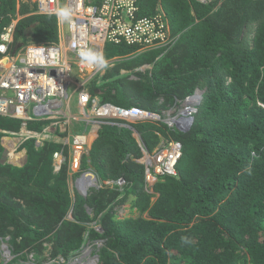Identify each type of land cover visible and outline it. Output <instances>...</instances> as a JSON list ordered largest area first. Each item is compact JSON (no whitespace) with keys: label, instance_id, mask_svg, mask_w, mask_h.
Returning <instances> with one entry per match:
<instances>
[{"label":"trees","instance_id":"1","mask_svg":"<svg viewBox=\"0 0 264 264\" xmlns=\"http://www.w3.org/2000/svg\"><path fill=\"white\" fill-rule=\"evenodd\" d=\"M16 2L0 0V31L17 16ZM137 5L142 16L161 10L171 39L89 79L87 111L95 102L163 116L201 89L192 122L178 128L153 119L91 121L87 155L70 174L66 164L53 171V156L61 148L67 153L59 142L35 147L27 140L21 167L2 162L0 144V239L7 238L11 255L5 261L0 248V264H67L95 240L96 264H264V0ZM35 10L30 0L20 3L12 49L57 41L56 16ZM132 50L106 42L103 53L120 59ZM21 122L0 115V140ZM44 125L27 121L31 130ZM161 139L180 142L182 154L177 174L162 176L151 193L147 164L138 159ZM86 169L101 182L81 193L75 178ZM104 181H123L124 195ZM129 195L136 215L116 218L114 206Z\"/></svg>","mask_w":264,"mask_h":264},{"label":"built area","instance_id":"2","mask_svg":"<svg viewBox=\"0 0 264 264\" xmlns=\"http://www.w3.org/2000/svg\"><path fill=\"white\" fill-rule=\"evenodd\" d=\"M197 1L207 3L214 0ZM34 3L36 13L55 15L60 27L63 26L64 18H67L68 34L61 41L28 43L12 49L17 18H12L2 27L0 54L11 56V59L6 60L7 63L5 61L4 71L0 75V115L22 121L20 130L12 134L23 140L35 138L36 133L40 132L27 129L26 121L46 118L49 119L52 132L56 128L60 132L67 131L68 123L64 122L67 117L63 115L62 102L66 100L68 88L74 83L77 85L75 91L79 113L84 116L88 113L86 118L90 122L112 118L131 121L154 116L136 106L119 108L110 103L97 105L93 102L87 111L91 94L86 83L119 58L113 56L104 60L101 57L100 50L106 42L123 43L134 47L137 52L154 50L168 43L171 39L170 30L161 10L152 16L138 15L137 0H100L98 4L90 0H34ZM75 66L81 77L79 79L71 75ZM186 100L179 104L171 118L184 120L185 125L189 124L195 110ZM60 118L64 119L61 123ZM70 146L69 152L73 154L71 163L76 169L74 171H77L86 151V135L75 134ZM179 157L180 142H167L157 151L155 159L146 160L152 169L146 172V177L153 180L155 175L173 174ZM3 255L7 261L6 249Z\"/></svg>","mask_w":264,"mask_h":264},{"label":"crops","instance_id":"3","mask_svg":"<svg viewBox=\"0 0 264 264\" xmlns=\"http://www.w3.org/2000/svg\"><path fill=\"white\" fill-rule=\"evenodd\" d=\"M16 1H17L16 2V7H17V10H18L20 3L24 2V1H27V0H16ZM30 1L34 3V0H30ZM17 10H16V13L14 14V16L17 15L16 17H18V11ZM62 23H63L62 27H60V25L57 24V33H58L57 41L63 40V38L68 34V29L66 30L65 26H64V21ZM30 30H31V28H27L25 30V35H28ZM104 45H105V43H104ZM104 45H103L102 49L100 50V54H101V57L105 60V59H108V58H106L104 56V53H103ZM140 53H142V52H137V51L132 50L128 55H125V56L121 57L120 59L118 58L120 61H118V59H117L116 63H119L122 60H124V61L130 60V62H131ZM10 59H11V56H3V57L0 58V63L3 62V61L5 62L6 60H10ZM6 63H7V61H6ZM6 63H4L2 66H5ZM0 71H1L0 72V75H1L2 72L4 71V69L2 67H0ZM103 71H104V69H102L99 73L95 74L91 78H95V77L99 76ZM71 75H72V78H74V79L75 78H77V79L81 78L80 75H78L76 66H75V68H73V70L71 72ZM88 84L89 83H86V86H87L88 90L89 89L91 90V88L89 87ZM75 85H76V83L70 85L69 91H67L66 100H63V102H62V110H64L63 115L67 117V119H65L66 121L64 120V122L68 123V126H67L68 130L64 131V132H60L59 129L56 128L53 131V133H55L57 135L52 134V130L49 128V119H47V118L43 119V120H45V125L42 127L41 130H32V131H36V132L44 130L43 131L44 134H46V135L47 134H49V135L52 134V136L50 135L49 137H47V140L54 141V142H59V143H61V144L66 146L67 153L64 154V150H63V148H61V150L59 152H57L59 154L56 153L57 154V158H56L55 163H53V161H52V166H53V171L54 172L58 171L60 169V167L62 166V164H66L67 173L68 174H70L71 171L75 172L74 170H76V169L72 165L71 161L69 160V158H70V155H69L70 154V152H69L70 151V146L68 144L69 140H68V137L66 135H64V134L67 133V132H75V131H77L76 133H80V134H85L86 135V132H87V130L89 128V122H90L89 119L86 122L85 120L81 119V116H79V115L76 116V118H75V120L73 122V125L78 123V125L80 126V124H82L80 127H83V128L77 130V129H74L71 126V118L75 117L74 113H76V108L78 106L77 105ZM90 90H89V92H90ZM90 94H91V92H90ZM26 128H27V121H26ZM29 130H31V129H29ZM29 139H31V138H29ZM29 139L23 140L19 136H16V135L11 134V133L2 136L1 140H0V144H1V147H2V152H1V160H2V162H5L4 161L5 158L8 157L9 160L12 159L11 160L12 164H14L15 166H18V167L23 166L27 162V159H28V152H27V149L24 146V143L27 140H29ZM42 141H41V143H42ZM33 142H34V146L35 147L40 146V143H37L36 139H34ZM15 151H17V152H15ZM3 158H4V160H3ZM67 159H68V161H67ZM67 162H69V163L67 164Z\"/></svg>","mask_w":264,"mask_h":264},{"label":"clouds","instance_id":"4","mask_svg":"<svg viewBox=\"0 0 264 264\" xmlns=\"http://www.w3.org/2000/svg\"><path fill=\"white\" fill-rule=\"evenodd\" d=\"M253 33H251V35H252ZM202 93L203 92H201V89H197V90H195V92L192 94V95H190L189 97H187L185 100H186V102L188 103V104H190V105H192L194 108H195V110L193 111V112H195L196 111V109H197V106L200 104V102H201V99H202ZM153 117H151V118H137V119H134V120H131V121H128V120H125V119H118V120H123V121H127V122H134L135 120H141V119H148V120H151V119H153V120H161L162 122H164V123H166L167 125H169V126H172V125H174L175 127H178V128H185V127H187V126H189L190 124H187V125H185V122H184V120H174V119H171L173 116H174V112L173 111H168V112H165L164 113V115L162 116V115H159V114H156V113H153ZM176 119V118H175ZM192 119H193V116L191 115V122H192ZM188 123V122H187ZM190 123V122H189ZM165 143H167L166 141H165ZM161 148V147H160ZM159 148V149H160ZM159 149H157V150H153L154 151V153L152 154V155H150V157L149 158H147V159H145V160H143L142 158H140V159H138V161L139 162H141V163H143V164H147V168H146V171H145V174H144V178H145V181H146V183H147V186L151 183L152 185L157 181V180H159L162 176H165V175H176L177 174V170H176V164H177V162H178V160L180 159V157H181V154H182V150H181V144H180V157L178 158V160H177V162H176V164L174 165V173L173 174H168V173H165V174H160V175H155L154 177H155V179H153V180H149L147 177H146V175H147V171L148 172H151V167L148 165V163H147V161L146 160H148V159H155V157H156V155H157V151L159 150ZM152 151V152H153ZM86 155H87V147H86ZM151 153V152H150ZM147 155V154H146ZM80 166H81V163H80V165H79V167H78V169H77V171L78 170H80ZM81 174H82V176H81V178H75V185H76V187L79 189V191L81 192V193H86V190L89 188V186H97V185H99L100 183L99 182H101V181H99L97 178H96V176H95V174H94V172L91 170V169H86V170H83L82 172H81ZM79 176V175H78ZM97 179V180H96ZM105 183H114V184H117V185H119L120 186V188H121V186H122V183H123V181H104ZM151 185V186H152ZM124 194H123V190H122V188H121V193H120V196H123ZM130 196H132V195H129L128 197H126L125 198V200L127 201V199L130 197ZM126 202L125 201H123L122 203H120V204H118V205H115L114 206V208H113V210L115 211V215H116V218H122V217H125V216H123V210L125 209V206H123L122 204H125ZM91 244H86V246L82 249V251L78 254V255H76V256H74V257H71L68 261H67V264H70V262L71 261H75V260H78L82 255H85V254H83V252H84V250H86V249H88V250H90L91 251V254H93L94 255V260L92 261V264H96L97 263V261H98V256H97V254L96 253H94V246H100V244H101V242L99 241V240H95V241H93V242H90ZM45 264H57V263H45Z\"/></svg>","mask_w":264,"mask_h":264},{"label":"rangeland","instance_id":"5","mask_svg":"<svg viewBox=\"0 0 264 264\" xmlns=\"http://www.w3.org/2000/svg\"><path fill=\"white\" fill-rule=\"evenodd\" d=\"M64 26H65V29L67 30V18H64ZM68 91H69V88H68ZM201 92H203V90H201ZM168 111H170V110H168ZM77 115H79V116H81V119H83V120H85L86 122H87V118H86V116L87 115H89L88 113H86V115L84 116V115H80V113H79V108L77 107L76 108V113H74V116L75 117H73V118H71V126L74 128V129H82L83 127H80L82 124H80V126L78 125V123L77 124H75V125H73V122H74V120H75V118H76V116ZM63 118H60L59 119V121H60V123L61 122H63ZM18 132V131H17ZM37 132H40V134L39 133H36L37 134V136L34 138V139H36V140H39L40 142V145L42 144L41 143V141L42 140H44V139H47V137H49L50 135L52 136V134H54V135H57V134H55V133H53L52 132V134H44V132L42 133L41 131H37ZM77 131H75V132H67V133H65L64 135H66L67 137H68V144H69V146L71 145V143H72V138H73V136L75 135V134H80V133H76ZM12 134V133H11ZM14 135H16V134H14ZM17 136V135H16ZM44 138V139H43ZM26 139H29V138H26ZM42 139V140H41ZM166 143H165V141L163 140V139H161V141L158 143V145L154 148V151L155 150H157V149H159L160 147H162L163 145H165ZM70 148H71V146H70ZM24 149V148H23ZM154 151L153 152H151V153H148L147 155H145L142 159L143 160H145V159H147V158H149L150 157V155H152L153 153H154ZM15 152H17V151H15ZM57 154H59V153H57ZM57 154L55 155V156H53V158H52V161H53V163H55V161H56V158H57ZM70 155V158H69V160L71 161V159H73V154H72V152L69 154ZM12 158V157H11ZM3 160H4V158H3ZM12 159H10L9 160V158L8 157H6L5 158V162H7V163H10V164H12V161H11ZM67 161H68V159H67ZM69 162H67V164H68ZM151 183L148 185V191L149 192H153V190H152V188H151ZM134 198V195H132V196H130L128 199H127V201H125L126 203L125 204H122L123 206H125V209L123 210V216H126V217H128V216H134V215H136L135 214V211H136V209L135 208H132L131 207V205H130V200L131 199H133ZM154 198H152V200H153ZM7 239V238H6ZM4 240V241H1V239H0V248H3L2 249V252H4V249H6V255L8 256V258H10L11 257V255H10V252H9V246H8V243H7V240ZM9 249V250H8ZM83 254H85V255H82L78 260H75V261H71L70 262V264H92V261L94 260V255L93 254H91V251L90 250H88V249H86V250H84V252H83ZM30 257H31V255H29ZM46 263H48V262H46Z\"/></svg>","mask_w":264,"mask_h":264},{"label":"water","instance_id":"6","mask_svg":"<svg viewBox=\"0 0 264 264\" xmlns=\"http://www.w3.org/2000/svg\"><path fill=\"white\" fill-rule=\"evenodd\" d=\"M20 46H22V44H21V43H17L15 47L18 48V47H20ZM0 72H1V71H0ZM189 120H190L189 122L191 123V118H190ZM190 123H189V124H190Z\"/></svg>","mask_w":264,"mask_h":264},{"label":"bare ground","instance_id":"7","mask_svg":"<svg viewBox=\"0 0 264 264\" xmlns=\"http://www.w3.org/2000/svg\"><path fill=\"white\" fill-rule=\"evenodd\" d=\"M4 63H5L4 61H3V62H1V63H0V67H2V68H3V66H2V65H3Z\"/></svg>","mask_w":264,"mask_h":264},{"label":"flooded vegetation","instance_id":"8","mask_svg":"<svg viewBox=\"0 0 264 264\" xmlns=\"http://www.w3.org/2000/svg\"><path fill=\"white\" fill-rule=\"evenodd\" d=\"M85 155H86V152L83 154V156H82V157L84 158V157H85Z\"/></svg>","mask_w":264,"mask_h":264}]
</instances>
